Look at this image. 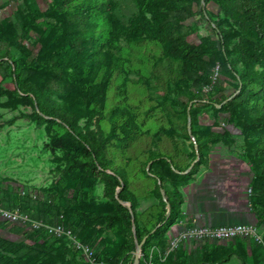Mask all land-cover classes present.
<instances>
[{
  "label": "rangeland",
  "instance_id": "rangeland-1",
  "mask_svg": "<svg viewBox=\"0 0 264 264\" xmlns=\"http://www.w3.org/2000/svg\"><path fill=\"white\" fill-rule=\"evenodd\" d=\"M80 1L87 0H0V199L47 223L64 220L104 264H135L137 244L163 225L169 213L165 190H173L169 179L159 183L148 172V156L186 160L190 171L201 147V177L224 171L220 167L229 162L244 166L243 193L256 217L214 225L251 224L264 232V200L256 193L253 169L256 149L264 148V127L251 124L264 104V84L260 66L246 53L253 35L239 0H175L172 38L179 58L169 56L172 50L166 53L159 39L113 35L108 17L128 24L139 15L134 0H113L98 19L80 15L74 6ZM88 30L94 31L92 43L112 56L109 78L97 93L91 86L107 74L97 59L75 86L67 80L73 63L63 53L67 32L79 37ZM9 58L16 59V70L2 63ZM14 74L36 89L40 104L17 88ZM243 85L246 91L237 97ZM47 108L64 111L108 168L127 179L136 215L129 201H121L127 210L121 209L110 197L112 171L89 165L84 144L47 116ZM171 162L163 159L156 167L166 171ZM105 214H115V221L102 218ZM171 228L168 237L154 234L145 241L139 264H149L151 255L155 264H264V237L182 240L163 260L178 234ZM9 242L24 245L12 249ZM73 247L68 238L0 222V264H77Z\"/></svg>",
  "mask_w": 264,
  "mask_h": 264
},
{
  "label": "trees",
  "instance_id": "trees-1",
  "mask_svg": "<svg viewBox=\"0 0 264 264\" xmlns=\"http://www.w3.org/2000/svg\"><path fill=\"white\" fill-rule=\"evenodd\" d=\"M135 4L138 7L139 15L132 19L128 24H124L117 17H115L113 14L108 17L109 22L111 24L110 29L113 33V35H124L128 38H138L143 35L152 38V39H159L163 43L166 44L164 47L166 49V53L168 50H172L171 56L172 58H179V50H177V47L174 43H176V39L173 40L172 34L174 30V23H173V12L171 6L173 5L175 0H134ZM204 3L209 2L210 0H202ZM113 0H87V1H80L74 4L76 10H78V13L82 16L90 17L93 19H98L99 17H102L105 13H107L113 5ZM222 5L221 3H219ZM240 4V11L244 16V19L246 20L248 24V30L253 35V40L250 42V46L247 49V55L250 59V61L253 64H258L261 68V72L259 74V78L261 79V82L264 84V0H239ZM226 12V9H225ZM204 16L207 18L208 21L211 23H214L211 18L208 16V13L206 10H203ZM215 29L220 32L217 25L214 24ZM81 41H80V39ZM77 36L75 32H67L64 36L65 41L68 43V47L64 50V55L67 58L68 61H71L73 63L72 70L67 74V80L70 83H73V85H79L81 77L84 75L85 69H91L94 67V59H97V64L104 68L107 71L105 80L101 81L100 83H97L91 87L94 88V91L97 93L101 88H103L109 78V74L111 73V65H112V56L108 57L105 53L102 52L100 48L95 46L92 41L94 38V31L88 30L84 34H81L80 36ZM86 40L91 41L90 44L86 43ZM168 44H171V46H168ZM223 44H221L222 46ZM225 47V45H224ZM11 64L15 66V70L18 68V63L16 59L9 58L6 60H3L2 63ZM64 60L60 61V64H62ZM1 63V62H0ZM14 83L17 84V88L19 89H27L28 93H31L33 100H36L38 104H40L39 95L38 92H36V89L28 82L24 80H19L18 75H13ZM246 91V88H241L240 92L238 93L237 97L243 96L244 92ZM238 99V98H236ZM45 113L47 116H49L51 119H56L59 123H61L63 126H65L70 134L75 138V140L80 141L84 144V147L88 154H90V157H92V160L89 162V165L96 169H102V170H109L107 166V160L103 157H99L91 144H89L86 137L82 134L80 130H77L75 126L72 124L70 118L67 116V114L64 111L55 110L52 109H45ZM251 124H253L255 127L260 126V128L264 127V104L261 107L260 113L258 116H255L251 120ZM264 146V143L262 144ZM256 159L253 161V169L255 173H257V176L259 177V180H256V193H259L263 200H264V148L256 149ZM198 159L194 163L192 169L187 173H182L188 169L191 162H187L186 160H182L179 162H176L172 156L169 155H160V154H150L148 156V165L152 164V168L148 170V172L155 177L158 181L165 182L167 179L171 181V185L173 186V190L170 191L167 188L165 192L167 193V200H166V207L169 206V213L166 216L165 220L163 221L162 226H158L155 228L154 232L148 231L146 235H148L146 241L153 236L154 234H161L164 235L163 237H166V233L169 230V227L173 223L175 216L178 214L179 205L183 201L182 195L179 192V187L188 181H191L194 178V175L198 172V168L203 163V154L201 147H198L197 150ZM187 156H184L183 158L186 159ZM163 159L167 160H174V162L170 163L168 170L162 171L158 170L156 166L161 165ZM78 163V162H74ZM82 165H86V162H80ZM163 166V165H161ZM112 173L108 174L109 179V188L111 191H109L110 197L117 202L119 208L126 209L127 207L122 204L121 201H129L130 202V208L132 209L133 215H136V199L130 192L127 190V179L121 174H119L116 170L110 169ZM170 173L172 176L170 177ZM256 176V179L258 177ZM157 183L159 187L160 184ZM121 187V190L116 193V188ZM261 192V193H260ZM162 196V193H159ZM258 194V195H259ZM0 203L2 206H5L7 208H12L5 202H3L0 199ZM263 205V204H262ZM263 207V206H262ZM264 213V209L261 208ZM156 211L155 206H153V212ZM33 217V216H32ZM35 219H43L40 217H33ZM102 218L109 220V222L115 221L116 218L115 214H105L102 216ZM45 221V219H43ZM3 224L10 225L15 230H21L25 229L28 231H40L43 229H27L19 224L15 223H8L0 221ZM46 222V221H45ZM65 226L69 227L68 224L62 221ZM16 232V231H15ZM46 232V231H45ZM145 235V236H146ZM56 238V237H55ZM57 239H67V238H57ZM80 240L84 241L83 239L79 238ZM142 240V239H141ZM88 243V242H87ZM10 248H15L18 246H22L24 244H16V243H8ZM74 248V247H73ZM77 257L79 261H76L77 264H90L86 260L80 259L79 257V251L74 248ZM144 259V256L142 260ZM221 263V262H220ZM19 264H27L19 262Z\"/></svg>",
  "mask_w": 264,
  "mask_h": 264
},
{
  "label": "crops",
  "instance_id": "crops-1",
  "mask_svg": "<svg viewBox=\"0 0 264 264\" xmlns=\"http://www.w3.org/2000/svg\"><path fill=\"white\" fill-rule=\"evenodd\" d=\"M233 163L222 165L220 169L224 171H213L202 177L197 173L191 181L179 187L183 201L166 237L172 231L171 227L180 230L183 227L181 222L187 220L200 225L224 221H256L250 202L243 193L248 184L241 178L245 175V168ZM187 172L189 169L182 173Z\"/></svg>",
  "mask_w": 264,
  "mask_h": 264
},
{
  "label": "built area",
  "instance_id": "built-area-1",
  "mask_svg": "<svg viewBox=\"0 0 264 264\" xmlns=\"http://www.w3.org/2000/svg\"><path fill=\"white\" fill-rule=\"evenodd\" d=\"M0 221L19 224L27 229H43L48 234L56 238H68L73 246L84 255L85 260L90 264H104L96 259L93 248L75 236L71 228H67L62 222L53 224L45 222L43 219L32 218L28 213L19 209L7 208L0 203ZM183 227L178 230V234L171 240V245L164 253L162 259L166 260L169 253L180 241H203L208 240H225L236 237H251L259 242L263 240L264 232L251 224H196L193 222H181ZM156 256L151 255L149 264H155Z\"/></svg>",
  "mask_w": 264,
  "mask_h": 264
},
{
  "label": "water",
  "instance_id": "water-1",
  "mask_svg": "<svg viewBox=\"0 0 264 264\" xmlns=\"http://www.w3.org/2000/svg\"><path fill=\"white\" fill-rule=\"evenodd\" d=\"M190 127V125H189ZM130 205V203H129ZM148 235L144 236L142 238V240L137 244V247H136V258H135V264H139V261H140V254H141V250H142V247L147 239Z\"/></svg>",
  "mask_w": 264,
  "mask_h": 264
}]
</instances>
